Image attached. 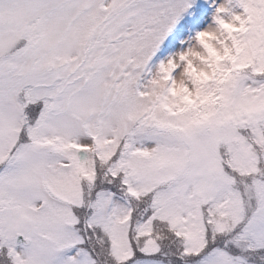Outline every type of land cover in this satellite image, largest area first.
<instances>
[{"label":"snow or ice","instance_id":"snow-or-ice-1","mask_svg":"<svg viewBox=\"0 0 264 264\" xmlns=\"http://www.w3.org/2000/svg\"><path fill=\"white\" fill-rule=\"evenodd\" d=\"M0 264H264V0H0Z\"/></svg>","mask_w":264,"mask_h":264}]
</instances>
